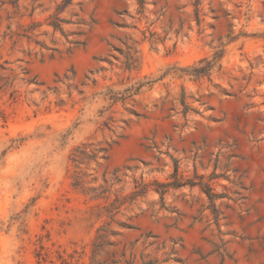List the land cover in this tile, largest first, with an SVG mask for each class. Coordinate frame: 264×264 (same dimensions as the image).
I'll use <instances>...</instances> for the list:
<instances>
[{"label":"rangeland","instance_id":"obj_1","mask_svg":"<svg viewBox=\"0 0 264 264\" xmlns=\"http://www.w3.org/2000/svg\"><path fill=\"white\" fill-rule=\"evenodd\" d=\"M0 264H264V0H0Z\"/></svg>","mask_w":264,"mask_h":264},{"label":"trees","instance_id":"obj_2","mask_svg":"<svg viewBox=\"0 0 264 264\" xmlns=\"http://www.w3.org/2000/svg\"><path fill=\"white\" fill-rule=\"evenodd\" d=\"M217 56H218V54H217V52H215L214 58H216ZM212 63H213V61H208L205 66L184 67V68H180V70H182L184 72H188L189 74H193V75H196V76H201V75L206 74L209 71Z\"/></svg>","mask_w":264,"mask_h":264}]
</instances>
